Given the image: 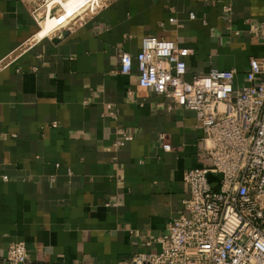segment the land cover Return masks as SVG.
Returning <instances> with one entry per match:
<instances>
[{
  "label": "crops",
  "instance_id": "1",
  "mask_svg": "<svg viewBox=\"0 0 264 264\" xmlns=\"http://www.w3.org/2000/svg\"><path fill=\"white\" fill-rule=\"evenodd\" d=\"M72 25L44 34L25 0H0V264L20 242L25 264H119L159 252L181 215L206 134L122 75L121 52L172 41L193 51L188 81L236 69L238 85L264 59V0H109Z\"/></svg>",
  "mask_w": 264,
  "mask_h": 264
},
{
  "label": "built area",
  "instance_id": "2",
  "mask_svg": "<svg viewBox=\"0 0 264 264\" xmlns=\"http://www.w3.org/2000/svg\"><path fill=\"white\" fill-rule=\"evenodd\" d=\"M254 33L264 41L263 30L254 28ZM191 55L153 36L143 39L137 56L120 54L122 75L137 72L142 89L163 98L170 109L196 115L210 164L185 175L190 198L167 235L157 240L159 252L119 264H264V59L252 58L246 83L238 85L236 69L213 68L188 81L186 57ZM118 134L117 147L134 139L124 130ZM161 141L166 152L172 151L164 135ZM27 252L25 243H13L7 262L25 264Z\"/></svg>",
  "mask_w": 264,
  "mask_h": 264
},
{
  "label": "rangeland",
  "instance_id": "3",
  "mask_svg": "<svg viewBox=\"0 0 264 264\" xmlns=\"http://www.w3.org/2000/svg\"><path fill=\"white\" fill-rule=\"evenodd\" d=\"M27 4L31 7L33 13H35L36 19L39 20V23L44 28L46 23H50L55 19L60 18L66 12V7H70L78 0H64L63 4H57L59 0H25ZM109 0H89L85 6L80 8L73 16L70 17L69 21L66 24H63L59 27L62 28H71L73 22L77 18L86 17L87 14H92L91 11H95L99 6L105 4ZM39 25V24H38ZM59 29L51 33L53 35Z\"/></svg>",
  "mask_w": 264,
  "mask_h": 264
},
{
  "label": "bare ground",
  "instance_id": "4",
  "mask_svg": "<svg viewBox=\"0 0 264 264\" xmlns=\"http://www.w3.org/2000/svg\"><path fill=\"white\" fill-rule=\"evenodd\" d=\"M59 1L60 2H58L57 4H63L64 0ZM88 1L89 0H78L70 7H66V12L64 15L50 23H46V25L44 26V34H48L50 31L59 29L60 26L66 24L69 21L70 17L73 16V14H75L80 8L85 6Z\"/></svg>",
  "mask_w": 264,
  "mask_h": 264
}]
</instances>
